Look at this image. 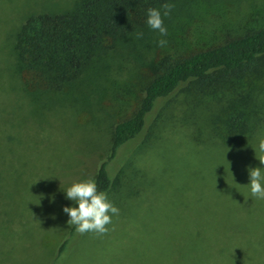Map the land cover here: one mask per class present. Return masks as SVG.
<instances>
[{"label":"rangeland","instance_id":"1","mask_svg":"<svg viewBox=\"0 0 264 264\" xmlns=\"http://www.w3.org/2000/svg\"><path fill=\"white\" fill-rule=\"evenodd\" d=\"M71 1L0 0V45L28 12L61 9ZM196 7L173 18L162 52L189 53L264 25V0H209ZM115 66L106 70L108 80L93 77L95 83L86 80L76 93L49 90L34 98L27 92L30 77L22 79L24 95L0 88V264H53L71 226L61 208L74 206L63 189L93 179L107 155L114 122L136 108L152 76L145 67L118 71ZM263 75L256 79L264 89ZM231 95L237 96L230 87L210 91L191 84L159 101L143 133L114 163L106 196L118 212L109 214L107 231L75 232L56 264H166L178 255L170 250L171 228L217 227L224 212L204 187L220 176L225 183L235 176L232 168L218 167L220 158L234 160L218 135L229 111L224 99ZM262 124L257 137L264 135ZM206 192L210 200H198ZM245 195L250 215L264 219V202L257 204L264 199ZM229 202L239 205L233 213L243 212L238 202ZM254 225L264 227V221Z\"/></svg>","mask_w":264,"mask_h":264},{"label":"trees","instance_id":"2","mask_svg":"<svg viewBox=\"0 0 264 264\" xmlns=\"http://www.w3.org/2000/svg\"><path fill=\"white\" fill-rule=\"evenodd\" d=\"M206 1L209 2L72 0L61 9L32 10L15 29L7 31L3 47L0 45L3 50L0 51L3 63L0 88L13 87L24 95L27 89L22 79L30 77L31 90L27 92L35 98L39 92L49 90L79 92L86 80L95 83L90 80L94 78L106 81L109 77L105 72L114 64L118 71H131L134 67L150 70L152 76L143 85L136 108L114 122L107 155L94 173L92 180L97 190L105 193L113 183L115 161L123 148L143 133L159 101L191 84L210 91L216 87L235 89L236 97L231 95L224 99L228 107L223 109L229 111L223 118L224 129L218 134L228 145L227 150H232L234 159L232 163L220 158L219 171L232 168L235 176L229 183L221 180V176L206 181L204 188L213 194L206 192L198 198L205 202L215 197L216 205L224 214L216 218L215 228L204 227V224L182 231L171 228L170 250L178 255L169 256L166 264H264V227L254 225L264 219L250 215L245 195L249 193L247 168L261 167L254 151L257 133L264 121V89L256 79L264 74V25L189 53L174 54L161 51L162 46L157 41L165 40V35L161 37L145 23L147 9L162 10L161 5L170 4L168 15L161 17L167 30L176 15L196 11L197 4L208 3ZM245 82L246 87H243ZM241 157L247 161L242 165L238 163ZM230 199L238 202L243 212L233 213L239 205L231 204ZM75 232V226L71 225L57 246L53 264L70 247Z\"/></svg>","mask_w":264,"mask_h":264},{"label":"clouds","instance_id":"3","mask_svg":"<svg viewBox=\"0 0 264 264\" xmlns=\"http://www.w3.org/2000/svg\"><path fill=\"white\" fill-rule=\"evenodd\" d=\"M170 4L161 5L162 10L149 8L146 10L145 23L159 32L160 36L166 35L161 17L167 16ZM140 34L137 33V36ZM159 46L166 44V40L159 39ZM258 154V155H257ZM254 156L259 160L261 167L247 168V187L251 196L264 199V135L257 138ZM64 198L72 201V204L62 206V212L67 214L69 224L75 226V231L84 233L94 231L103 234L107 231L105 225L110 223V215L116 214L118 209L107 198L104 191H98L94 180L84 179L74 181L63 189Z\"/></svg>","mask_w":264,"mask_h":264}]
</instances>
